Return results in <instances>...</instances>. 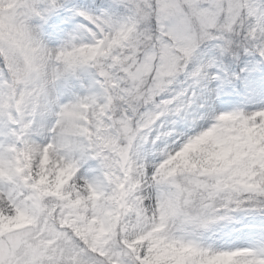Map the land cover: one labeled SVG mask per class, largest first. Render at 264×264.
I'll list each match as a JSON object with an SVG mask.
<instances>
[{
    "label": "clouds",
    "instance_id": "clouds-1",
    "mask_svg": "<svg viewBox=\"0 0 264 264\" xmlns=\"http://www.w3.org/2000/svg\"><path fill=\"white\" fill-rule=\"evenodd\" d=\"M0 264H264V0H0Z\"/></svg>",
    "mask_w": 264,
    "mask_h": 264
}]
</instances>
